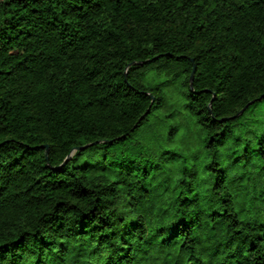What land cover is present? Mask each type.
<instances>
[{
    "label": "trees",
    "instance_id": "1",
    "mask_svg": "<svg viewBox=\"0 0 264 264\" xmlns=\"http://www.w3.org/2000/svg\"><path fill=\"white\" fill-rule=\"evenodd\" d=\"M0 264H264V0H0Z\"/></svg>",
    "mask_w": 264,
    "mask_h": 264
},
{
    "label": "water",
    "instance_id": "2",
    "mask_svg": "<svg viewBox=\"0 0 264 264\" xmlns=\"http://www.w3.org/2000/svg\"><path fill=\"white\" fill-rule=\"evenodd\" d=\"M191 62H192V60H191ZM143 63H145V62H142V63H140V64H143ZM129 65H133V63H131V64H129ZM194 70H195V67L192 66V71H191L190 78H189V88H190L191 91L193 90V89H192V80H193ZM125 75H126V73H124V80L126 81ZM151 101H152V98H151ZM251 103H252V102H249V103H248L243 109H241L239 112H237V113H236L233 117H231V118H236V117L240 116V115L243 113V111L247 108V106L250 105ZM143 117H144V116H142V117L139 119V121H141V120L143 119ZM226 119H230V118H226ZM223 120H225V119H222V121H223ZM135 127H136V126H134V128H135ZM87 146H89V145H86V146L81 147V148H75V149L72 150V153H73L74 151H77V150H83V149H85ZM43 147L46 148V146H43ZM45 156H46V152H45ZM68 157H70V155H69ZM46 159H47V158H46Z\"/></svg>",
    "mask_w": 264,
    "mask_h": 264
},
{
    "label": "rangeland",
    "instance_id": "3",
    "mask_svg": "<svg viewBox=\"0 0 264 264\" xmlns=\"http://www.w3.org/2000/svg\"><path fill=\"white\" fill-rule=\"evenodd\" d=\"M257 116V115H256ZM261 118H263L262 115H258L257 117H255L254 119H257V120H261Z\"/></svg>",
    "mask_w": 264,
    "mask_h": 264
}]
</instances>
